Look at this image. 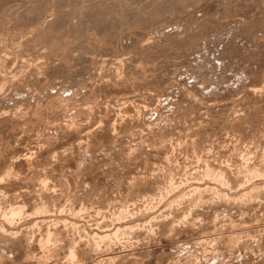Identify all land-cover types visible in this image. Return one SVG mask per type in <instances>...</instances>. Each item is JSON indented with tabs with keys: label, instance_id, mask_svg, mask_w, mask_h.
<instances>
[{
	"label": "rangeland",
	"instance_id": "obj_1",
	"mask_svg": "<svg viewBox=\"0 0 264 264\" xmlns=\"http://www.w3.org/2000/svg\"><path fill=\"white\" fill-rule=\"evenodd\" d=\"M0 264H264V0H0Z\"/></svg>",
	"mask_w": 264,
	"mask_h": 264
},
{
	"label": "bare ground",
	"instance_id": "obj_2",
	"mask_svg": "<svg viewBox=\"0 0 264 264\" xmlns=\"http://www.w3.org/2000/svg\"><path fill=\"white\" fill-rule=\"evenodd\" d=\"M22 208V207H21ZM21 208H19V207H13V208H10V210H9V217H10V219H12V218H15V217H18V216H20V214H21V212H22V210H21ZM8 209H9V207H8ZM5 214V213H4ZM5 217V216H4ZM118 231V230H117ZM48 234V233H47ZM115 236H116V234H115ZM108 237V236H107ZM106 236L104 237V238H107ZM47 239V240H46ZM45 242H43L42 243V245L43 246H46L47 244H48V242H49V236L47 237V238H45ZM103 240V239H102ZM100 242V241H99ZM137 242V241H136ZM46 244V245H45ZM97 247V246H96ZM53 250V249H52ZM68 256H69V259L71 258V262H72V260L74 259V256H75V253H74V250L71 248L70 250H69V254H68ZM68 259V258H67Z\"/></svg>",
	"mask_w": 264,
	"mask_h": 264
}]
</instances>
